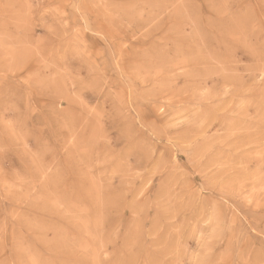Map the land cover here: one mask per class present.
I'll use <instances>...</instances> for the list:
<instances>
[{
  "label": "rangeland",
  "instance_id": "1",
  "mask_svg": "<svg viewBox=\"0 0 264 264\" xmlns=\"http://www.w3.org/2000/svg\"><path fill=\"white\" fill-rule=\"evenodd\" d=\"M1 260L264 264V0H0Z\"/></svg>",
  "mask_w": 264,
  "mask_h": 264
},
{
  "label": "bare ground",
  "instance_id": "2",
  "mask_svg": "<svg viewBox=\"0 0 264 264\" xmlns=\"http://www.w3.org/2000/svg\"><path fill=\"white\" fill-rule=\"evenodd\" d=\"M247 57H248V55H247ZM221 81H222V79H221ZM228 81H229V80H228ZM223 83H224V82H223ZM3 141H4V140H3ZM15 156H16V155H15ZM13 159H14V158H13ZM15 163H17L16 160H15ZM17 164H18V163H17ZM11 166H12V165H11ZM16 166H17V165H16ZM14 168H15V167H14ZM16 168H17V167H16ZM2 182H3V181H2ZM15 259L18 261V257H16ZM16 260H15V261H16ZM3 261H4V260H1V264H2V263L4 264ZM19 263H20V262H19ZM15 264H16V262H15Z\"/></svg>",
  "mask_w": 264,
  "mask_h": 264
}]
</instances>
